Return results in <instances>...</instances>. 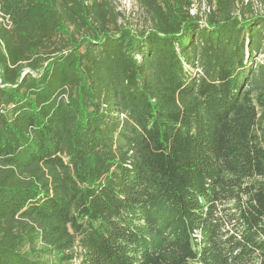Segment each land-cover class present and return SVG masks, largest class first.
<instances>
[{"label":"trees","instance_id":"trees-1","mask_svg":"<svg viewBox=\"0 0 264 264\" xmlns=\"http://www.w3.org/2000/svg\"><path fill=\"white\" fill-rule=\"evenodd\" d=\"M135 1L0 0V264H264V12Z\"/></svg>","mask_w":264,"mask_h":264},{"label":"rangeland","instance_id":"rangeland-1","mask_svg":"<svg viewBox=\"0 0 264 264\" xmlns=\"http://www.w3.org/2000/svg\"><path fill=\"white\" fill-rule=\"evenodd\" d=\"M193 5L190 10L191 14L196 13L199 10V14L204 19V13L208 10L205 0H192ZM252 1L253 8L258 12H264V3L261 0ZM116 10L119 12L118 21L121 24H126L135 28L138 31L145 30L149 25L147 17L138 7L135 0H116ZM258 60H262V55L257 57Z\"/></svg>","mask_w":264,"mask_h":264},{"label":"built area","instance_id":"built-area-1","mask_svg":"<svg viewBox=\"0 0 264 264\" xmlns=\"http://www.w3.org/2000/svg\"><path fill=\"white\" fill-rule=\"evenodd\" d=\"M0 20L3 22V24L6 27H9L11 25V21H10L9 15L5 14L4 12H2L1 9H0Z\"/></svg>","mask_w":264,"mask_h":264}]
</instances>
